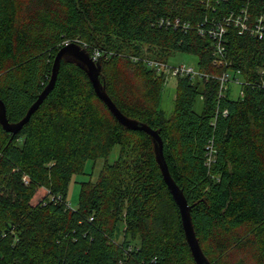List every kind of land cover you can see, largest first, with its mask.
<instances>
[{
  "label": "trees",
  "instance_id": "1",
  "mask_svg": "<svg viewBox=\"0 0 264 264\" xmlns=\"http://www.w3.org/2000/svg\"><path fill=\"white\" fill-rule=\"evenodd\" d=\"M242 6L264 28V0H0L7 119L24 117L66 42L98 49L113 103L158 130L210 263L264 264V29L256 38L226 26L221 64L213 37L199 33ZM142 46L165 63L173 51L195 54L205 74L176 75L169 117L158 104L170 74L146 65ZM227 69L242 80L236 98L230 87L221 92ZM98 159L97 178L83 181L77 207H68L72 175ZM0 264H196L150 136L123 126L73 62L61 60L52 88L16 133L0 125Z\"/></svg>",
  "mask_w": 264,
  "mask_h": 264
},
{
  "label": "water",
  "instance_id": "2",
  "mask_svg": "<svg viewBox=\"0 0 264 264\" xmlns=\"http://www.w3.org/2000/svg\"><path fill=\"white\" fill-rule=\"evenodd\" d=\"M61 60L73 62L82 70H84V72L88 76L90 83L93 86L96 95L100 100H102V102L107 106L110 112L123 126L131 129L144 130L150 136L153 144V151L156 162L160 168L161 174L169 189V192L171 193L173 200L178 206L184 235L191 251L193 260L196 264H211L207 257L204 255L195 236L190 216V205H188L182 190L176 185L169 174L167 164L163 156V142L158 133V130H154L147 126L145 123L129 118L120 112V110L116 107L105 90L104 82L100 76V59L93 61L89 52L85 48L81 47L78 43L69 42L67 44H64L57 50L54 56L50 80L43 88V90L38 94L36 100L28 108L26 114L21 120L17 122H9L6 116L5 105L0 99V125L2 126L3 130L14 134L29 119L31 113L39 106L43 98L52 88Z\"/></svg>",
  "mask_w": 264,
  "mask_h": 264
},
{
  "label": "built area",
  "instance_id": "3",
  "mask_svg": "<svg viewBox=\"0 0 264 264\" xmlns=\"http://www.w3.org/2000/svg\"><path fill=\"white\" fill-rule=\"evenodd\" d=\"M179 20L175 19L174 24H178ZM232 24L234 27L238 29V33H248L250 36L261 38L263 36V25H262V18L261 17H253L249 14L247 8L242 6L238 13L234 14L231 13L229 16L218 20L214 25H211L207 28H200L199 33L203 36H212L214 41V62L221 64L223 62V52H224V34L226 31V26ZM182 27L186 29L189 25L186 22H183ZM69 42H66L67 44ZM101 53L98 49L93 50L92 54H90L93 61L98 60ZM136 60L139 57L134 58ZM141 60L156 70L157 73L160 72H167L170 75H182V76H189L190 78H195L197 76H203L202 72L199 70H195L192 67H186L184 65L180 66H169L167 63L153 60V59H142ZM220 82V88L222 89V93L224 94L227 87L230 86V83L240 84L242 86V80L238 77V71L233 72L231 70H225L222 74L218 77ZM264 82H262L263 86ZM221 93V94H222ZM242 87L240 89L239 95H242Z\"/></svg>",
  "mask_w": 264,
  "mask_h": 264
},
{
  "label": "rangeland",
  "instance_id": "4",
  "mask_svg": "<svg viewBox=\"0 0 264 264\" xmlns=\"http://www.w3.org/2000/svg\"><path fill=\"white\" fill-rule=\"evenodd\" d=\"M156 52L152 49L142 46L141 48V58L142 59H155ZM161 59V58H160ZM167 64L169 66H180L184 65L186 67H192L195 70H198V57L195 54L173 51L170 52L167 57ZM176 75H166V78L161 86L160 90V99L158 108L163 112L165 117H169L173 113L174 109V100L176 96ZM231 96L236 98L239 93L241 86L240 84L230 83ZM202 107V100L200 96H197L194 104V109L197 112H200ZM118 153V146L115 145L111 149L109 155L107 156V162H112L116 158ZM104 160L98 159L96 161L87 160L83 167L82 173H77L72 175L69 182L67 193H66V204L68 207L74 209L78 205V196L80 193L81 183L83 181L92 180L94 181L97 178L99 169L101 168Z\"/></svg>",
  "mask_w": 264,
  "mask_h": 264
}]
</instances>
